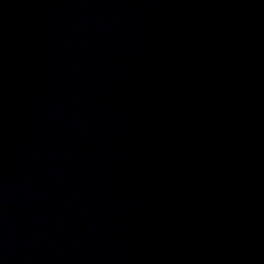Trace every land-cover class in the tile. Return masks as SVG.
I'll return each instance as SVG.
<instances>
[{"label": "water", "instance_id": "95a60500", "mask_svg": "<svg viewBox=\"0 0 264 264\" xmlns=\"http://www.w3.org/2000/svg\"><path fill=\"white\" fill-rule=\"evenodd\" d=\"M0 264H264V0H0Z\"/></svg>", "mask_w": 264, "mask_h": 264}]
</instances>
